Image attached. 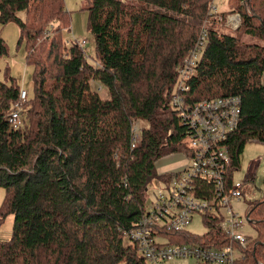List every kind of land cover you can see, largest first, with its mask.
<instances>
[{
    "label": "trees",
    "instance_id": "trees-1",
    "mask_svg": "<svg viewBox=\"0 0 264 264\" xmlns=\"http://www.w3.org/2000/svg\"><path fill=\"white\" fill-rule=\"evenodd\" d=\"M136 1L173 14L129 0H84L91 63L77 40L62 38V26L70 25L64 0H0V23L18 25V45L24 42L33 68V94L18 126L8 115L20 85L9 75L0 80V216L12 215L0 264H147L128 234L145 226L148 184L177 175L157 173V161L188 154L189 127L172 96L177 67L203 29V53L181 94L188 104L239 98L238 124L223 142L230 157L225 190L245 145L264 143V0L231 4L240 16L235 33L202 27L218 14L213 0ZM242 35L261 43L242 42ZM6 54L0 37V58ZM92 81L109 96L101 97ZM196 184L198 195L211 194V182ZM246 204L254 235L244 234L243 245L222 230V215L207 212L200 214L202 234L151 224L146 231L169 245H231L239 251L233 264H264V193Z\"/></svg>",
    "mask_w": 264,
    "mask_h": 264
},
{
    "label": "built area",
    "instance_id": "built-area-1",
    "mask_svg": "<svg viewBox=\"0 0 264 264\" xmlns=\"http://www.w3.org/2000/svg\"><path fill=\"white\" fill-rule=\"evenodd\" d=\"M238 15L237 13L226 17L225 25L235 29L240 22ZM206 32V29L200 31L197 41L179 65L177 81L173 89L172 106L177 109L182 120L189 127L185 138L188 147V154H184L185 163L179 171L174 172L177 173L175 177L164 183L166 192L156 196L155 201L148 206L149 212L141 220L145 226L138 227L128 234L129 238L137 241L138 253L147 264H168L175 258H194L201 262L233 264L239 251L231 245L221 248H202L194 244L169 245L164 244L162 239L148 237L147 227L153 229L148 224L156 227L166 225L175 230H182L190 223L195 213L222 215L220 222L222 230L240 245L244 244V233L240 228V222L246 221V218L234 212L230 206L232 199L241 198L244 180L232 184L225 190L224 179L230 157L223 142L238 124L239 98L217 97L188 104L181 94L189 89L186 81L194 74L196 64L203 53ZM83 43L84 40L78 42L81 46ZM27 98L26 90L20 87L19 102L12 107L8 115L12 125L18 126L21 123L22 104ZM136 127L135 125L133 128L136 130L134 141L138 137ZM199 180L212 183L213 188L209 196L197 194L195 188Z\"/></svg>",
    "mask_w": 264,
    "mask_h": 264
},
{
    "label": "rangeland",
    "instance_id": "rangeland-1",
    "mask_svg": "<svg viewBox=\"0 0 264 264\" xmlns=\"http://www.w3.org/2000/svg\"><path fill=\"white\" fill-rule=\"evenodd\" d=\"M129 1L158 11H163L173 14L172 12L164 8L157 7L152 4L137 2L136 0H129ZM64 2L66 9L70 12V25L68 26L65 24L62 26V38L64 42L68 44L73 39L77 40L78 42L84 40L82 47L84 48L85 54L87 55V60L91 63H96L94 60L93 37L87 28V12L85 9H83L84 0H64ZM232 3L235 4L239 2L236 0L234 2L233 1L231 2L230 0H213L212 12H216L214 6L219 7L220 4L221 6H224V8L226 9L224 11H217L216 13L218 14L216 15L214 14L215 21L210 23L212 18H209V20H205L203 22L202 27L203 26L209 27V25H211V27L216 28L219 31L221 30L228 32L231 31L230 33H235L236 30L231 29L230 27L229 30V28L225 27V23H224L225 17H223L224 20L222 24L223 27L221 24L217 23L220 20L219 17L220 13L227 15L236 13L235 11L232 12V7H231ZM232 6L234 7V5ZM217 10H219V8H217ZM0 37H2L5 40V43L7 45V54L3 55L0 58V80H4L5 75L6 76L9 75L15 78L18 81L20 87L26 90L28 97H31L33 94V89H32L33 68L32 66L27 65L25 62L24 42H21V44L18 45V37H19L18 25L15 24L14 22L0 23ZM241 41L261 43V40L251 38L247 35H242ZM178 68L179 66L177 67V71ZM91 87L97 90L101 97L104 98L109 96L106 88L103 86H99L94 81H92ZM137 139L138 137L136 138V141ZM181 154L184 156L183 153ZM249 169L252 170V173L250 174V178L246 179ZM232 179H233V184H236L237 182H242L244 180V185L241 189L242 191L241 198L239 200L232 199L230 201V206L232 207L234 212L239 213L243 218H245V215L247 213L246 203L249 200L262 197V194L264 193V143L249 141L245 145L243 152L240 155V168L238 171L234 172ZM165 192L166 190L164 188V184L160 182L158 179H153L148 184V190H147L148 203L154 202L156 196H158L159 194H163ZM3 199H4V189L0 187V204ZM186 228L189 232L194 234H202L205 231V226L202 223L201 216L199 213L193 214L192 220L186 226ZM240 228L245 234L254 235V230L248 221L245 220L241 221ZM11 229H12V215L7 214L2 217L0 216V237L8 238L11 234Z\"/></svg>",
    "mask_w": 264,
    "mask_h": 264
},
{
    "label": "crops",
    "instance_id": "crops-1",
    "mask_svg": "<svg viewBox=\"0 0 264 264\" xmlns=\"http://www.w3.org/2000/svg\"><path fill=\"white\" fill-rule=\"evenodd\" d=\"M214 7H215L216 12L217 11H224L226 9V8H224V6H221V4L219 7H217V6H214ZM217 8H219V10H217ZM236 14L237 13H232L230 15H227V17L231 16V15H236ZM225 27L229 28L226 25H225ZM250 142H257V141H250ZM184 163H185V158L181 153L170 154V155H167L165 157L160 158L157 161L156 170H157V173H160V174H162V173H174V172L179 171L183 167ZM251 173H252V170L249 169L246 178H248V177L250 178ZM237 200H239V199H237ZM5 239H7V238L0 237V240H5ZM168 264H206V263H201L194 258H175V259L169 261ZM207 264H217V263L208 262Z\"/></svg>",
    "mask_w": 264,
    "mask_h": 264
},
{
    "label": "bare ground",
    "instance_id": "bare-ground-1",
    "mask_svg": "<svg viewBox=\"0 0 264 264\" xmlns=\"http://www.w3.org/2000/svg\"><path fill=\"white\" fill-rule=\"evenodd\" d=\"M19 101V100H18Z\"/></svg>",
    "mask_w": 264,
    "mask_h": 264
}]
</instances>
